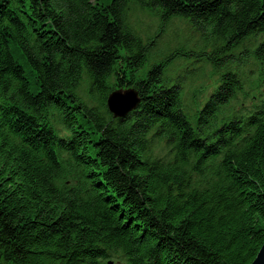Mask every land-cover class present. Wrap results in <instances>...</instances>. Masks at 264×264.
Masks as SVG:
<instances>
[{"label": "trees", "instance_id": "16d2710c", "mask_svg": "<svg viewBox=\"0 0 264 264\" xmlns=\"http://www.w3.org/2000/svg\"><path fill=\"white\" fill-rule=\"evenodd\" d=\"M176 22L197 40L170 47ZM263 244L264 0H0V264H251Z\"/></svg>", "mask_w": 264, "mask_h": 264}, {"label": "rangeland", "instance_id": "374dc122", "mask_svg": "<svg viewBox=\"0 0 264 264\" xmlns=\"http://www.w3.org/2000/svg\"><path fill=\"white\" fill-rule=\"evenodd\" d=\"M134 22L138 20V18L133 19ZM138 25L142 28L145 33H154L158 27V22L154 17L145 13L140 14ZM164 37V40L167 43H170V47H174L176 43L183 42L185 38L191 39L192 41L197 40L198 35L191 28L188 23L184 22L183 24L176 22L174 26H170L164 28L160 34ZM187 65L182 60H175V67L173 69L172 75H184ZM201 66L200 63H197L195 66H188V70H192V68H199ZM204 72L198 73L196 77L187 81L186 91H187V103L190 104L192 98L197 92V98L201 101H205L208 96L212 93L215 88V83L218 81V75H215L210 67H205ZM27 76L33 82V78L27 69ZM257 75H255L251 81L255 82ZM31 90L33 93L37 92V88L34 84H32ZM202 90L203 92H200ZM199 91V92H198Z\"/></svg>", "mask_w": 264, "mask_h": 264}, {"label": "water", "instance_id": "95a60500", "mask_svg": "<svg viewBox=\"0 0 264 264\" xmlns=\"http://www.w3.org/2000/svg\"><path fill=\"white\" fill-rule=\"evenodd\" d=\"M142 103L139 93L134 88L117 89L107 99V107L114 119H123L137 110ZM108 264H114L109 261ZM251 264H264V244L256 259Z\"/></svg>", "mask_w": 264, "mask_h": 264}]
</instances>
